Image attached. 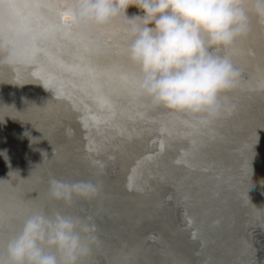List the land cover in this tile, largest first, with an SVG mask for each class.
Listing matches in <instances>:
<instances>
[{
	"label": "water",
	"instance_id": "obj_1",
	"mask_svg": "<svg viewBox=\"0 0 264 264\" xmlns=\"http://www.w3.org/2000/svg\"><path fill=\"white\" fill-rule=\"evenodd\" d=\"M251 115L259 125L250 127L259 128L264 112ZM30 126L16 108L0 109V180L8 179L21 189L30 208L26 219L44 211L90 221L100 241L91 264H264V126L255 133L257 140L243 138V146L251 151L246 156L223 155L216 174L182 162L185 153L178 155L182 159L169 160L174 169L165 172L155 164L165 152L158 130L131 162L122 161L124 170L110 149L99 150L93 165L77 162L74 148L79 144L84 143L86 151L106 142L85 128H74L77 143L68 128L49 134ZM229 126L223 123L220 134L233 132ZM147 162L153 165L144 170L150 178L147 187L142 180L135 189L133 175ZM178 167L198 173L191 179ZM50 178L66 184L98 183L100 195L92 200L75 197L66 205L49 197ZM7 203L0 202L3 207Z\"/></svg>",
	"mask_w": 264,
	"mask_h": 264
},
{
	"label": "bare ground",
	"instance_id": "obj_2",
	"mask_svg": "<svg viewBox=\"0 0 264 264\" xmlns=\"http://www.w3.org/2000/svg\"><path fill=\"white\" fill-rule=\"evenodd\" d=\"M247 12L251 18V32L243 39V43L237 46L233 54V60L242 73V80L236 90L221 97V102L226 107L234 109L231 116L205 124L199 117L181 116L164 109L154 108L143 98L133 100L122 87L119 79L120 70L117 67V65L126 64L127 59L110 54L106 47L108 37L105 35L96 36L89 44L92 50L97 43H102L105 54L95 56L91 51L90 60L98 73H110V76L93 77L87 72H67L58 65L50 64L43 55L40 57L42 64L29 61L19 67L17 62L13 66L0 65V109L5 111L7 107L16 108L19 115L29 119L30 128H40L42 132L46 129L49 134L68 128L72 130L70 136L77 143L79 139L74 128H85L89 135L106 141L100 149L90 144L92 146L85 151L84 143L75 147L74 157L78 163L93 165L99 150L104 153L110 149L118 157L121 168L125 170L127 165L122 161L128 159L131 162L132 156H137L144 150L150 135L158 130L157 136L161 138L165 152L157 158L155 164H160L165 172L169 174L173 172L174 168L169 166V160L179 159L181 157L178 155L185 153L182 162L192 163L193 167H201L205 170L210 168L209 172L213 169L211 173L216 174L221 168L223 155L237 152L236 155L246 156L251 151L243 146L247 144L244 137L255 138V133L259 131V128L250 127L259 125L252 118L251 113L264 112V91H262L264 65L260 60V53L264 49V27L258 23L251 4ZM128 15L133 17L142 13L139 9L130 7ZM122 28H125L123 22L116 25L117 34L113 37L114 43L123 40L124 34L120 31ZM31 42V34L20 38L15 48L17 61L20 49L28 48ZM39 45L42 49H46L56 61H63L67 65L78 63L75 59L77 46L70 41L41 39ZM251 52H255L256 55H251ZM38 71L42 72V76L50 79L63 78L67 84V91L72 94L73 99L56 96L54 90L44 86L42 76L33 75ZM47 104L49 107L43 108ZM223 123L230 124L228 128H233L232 131L235 132L233 137L231 134L233 132L229 135L220 134L218 128L223 127ZM162 127L164 131H161ZM56 153L59 158H67L61 152ZM89 155V158L84 157ZM161 157L164 160H161ZM142 164L139 165L137 174L133 175L131 180L135 189L141 186L139 184L142 180V184L144 183L147 187L150 180L147 175H144V170L147 165L152 164L148 162L145 166ZM180 167L178 170L188 171L191 179L198 173ZM1 172L0 176H3ZM4 181H0V184L7 189L0 188V202L6 200L9 203L6 207L0 204V258L6 256L7 241L20 232L26 220L27 209H30L21 189L8 179ZM5 190L9 192L8 196L4 193ZM107 256L110 263H113L108 253Z\"/></svg>",
	"mask_w": 264,
	"mask_h": 264
},
{
	"label": "clouds",
	"instance_id": "obj_3",
	"mask_svg": "<svg viewBox=\"0 0 264 264\" xmlns=\"http://www.w3.org/2000/svg\"><path fill=\"white\" fill-rule=\"evenodd\" d=\"M250 4L264 27V0H75V18L85 33L122 21L127 59L140 74V95L154 108L210 124L234 112L221 97L240 86L242 73L222 53L250 34ZM130 7L142 15L129 17ZM91 51L105 54L102 43ZM16 62L17 52L0 37V65ZM100 191L98 183L49 179V197L66 205L75 197L95 199ZM95 233L80 217L35 211L7 241L0 264H91L100 244Z\"/></svg>",
	"mask_w": 264,
	"mask_h": 264
},
{
	"label": "snow or ice",
	"instance_id": "obj_4",
	"mask_svg": "<svg viewBox=\"0 0 264 264\" xmlns=\"http://www.w3.org/2000/svg\"><path fill=\"white\" fill-rule=\"evenodd\" d=\"M248 10V9H246ZM251 24V18H249ZM122 21H114L111 25L105 28H92L85 33L82 27L76 22L75 18V0H0V37H5L9 40L12 47L15 49L18 46L20 38L24 35L31 34L32 42L28 48L20 49L17 67L26 62L42 64L41 55L52 65H58L61 69L72 73L87 72L89 75L96 77L97 75H109L110 73L97 72L90 60L91 49L90 42L94 41L96 36L105 35L108 37L106 47L110 54L114 57H125L128 44L127 31L125 28L120 29L124 34L121 42H113V37L116 36V25ZM55 41L59 39L67 40L77 46L75 59L78 63L72 65L64 64L63 61L54 60L46 49H42L39 41ZM243 43L238 40L234 47L227 51V55L233 60V54L236 52L237 46ZM255 56V52H251ZM261 64L264 65V49L260 53ZM120 70V82L127 94L133 99L143 98L148 104H151L147 98L140 95L137 90L140 79L139 70L131 64L128 59L126 64L117 65ZM239 69V66L236 65ZM36 76H42V72L33 73ZM44 86L54 90L56 96L66 97L69 100L73 99L71 93L67 91L66 81L61 77L48 78L42 76ZM264 91V87H262ZM107 103V101H105ZM36 107V106H34ZM47 104L43 108H48ZM87 127V125H85ZM264 126V123L260 127ZM259 127V128H260ZM165 129L162 127L161 131ZM257 140L258 137L256 136ZM250 147H254L251 145ZM163 148V143H161ZM91 150V149H90ZM243 171V169H241ZM239 180V178H234ZM246 183V181H239ZM250 202V201H249Z\"/></svg>",
	"mask_w": 264,
	"mask_h": 264
},
{
	"label": "rangeland",
	"instance_id": "obj_5",
	"mask_svg": "<svg viewBox=\"0 0 264 264\" xmlns=\"http://www.w3.org/2000/svg\"><path fill=\"white\" fill-rule=\"evenodd\" d=\"M222 54H227V53H222Z\"/></svg>",
	"mask_w": 264,
	"mask_h": 264
}]
</instances>
